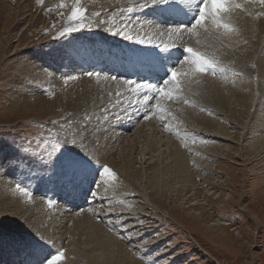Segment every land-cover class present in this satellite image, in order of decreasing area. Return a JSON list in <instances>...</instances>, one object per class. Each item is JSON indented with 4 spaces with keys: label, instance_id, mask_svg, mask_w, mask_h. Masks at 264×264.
I'll use <instances>...</instances> for the list:
<instances>
[{
    "label": "rangeland",
    "instance_id": "374dc122",
    "mask_svg": "<svg viewBox=\"0 0 264 264\" xmlns=\"http://www.w3.org/2000/svg\"><path fill=\"white\" fill-rule=\"evenodd\" d=\"M61 2L62 0H42V3H37V0H0V43L2 42L0 49V215H2V218H0V264H14L13 261L8 260L9 258L3 257L2 251L6 250L5 248H17L15 254L24 259L26 252L23 253L19 245L13 240L17 241L21 236L32 239L34 233H40L55 241L52 248H46V251L41 253L42 256L55 254L59 246H63L62 248L67 253L69 250L71 252L75 250V246H72L71 249L66 247L68 240L65 242L61 238L58 240L52 236L56 234L59 237L58 234L63 233L60 236L67 237L66 233L69 230L76 231V233L78 230V228H75V223L72 222V216H67L65 222L61 225L54 220L58 215L55 209L57 207L59 209V202H63L67 207H72L71 212L73 211L72 214H75V218L81 217V214L88 215L94 219V222L102 223L105 230L116 234L118 240L121 241V246L116 248L115 255L119 256V259L125 264H148L150 260L154 261V264H216V260L225 264H264V140H261L264 131L261 129V132L258 128L245 127L243 129L239 127L233 129L234 123L232 124L229 118L227 119L229 122L226 121L221 115L215 113V110L209 105L211 110L209 112L210 119L219 120L221 124L227 125L231 131H240L241 136L237 134V139L233 136L228 141L216 137L218 134L212 132V135L208 137L209 134H202L204 130H197V124L201 123L192 122V120L190 122L182 117V114H184L183 106H186V109L190 107L202 109L206 106L202 101V105H196L191 97H187L190 101L188 104H185L182 100H166L164 107L166 115H162L159 119L153 115L150 119L153 123L155 122V125L159 126L157 128L160 131L159 133L165 137H167L165 134H168L171 140L180 143L184 152L186 151L185 155L188 158L189 168L199 175V178L198 175H195V182L203 192L199 202L206 209L201 208L198 211L193 209L194 205L190 206L191 203L185 204V201H179L176 196L177 191L168 193L167 197L170 200L163 197L158 199V203L164 208L172 210L170 212L171 217H166L167 214H163L153 205L144 209L149 211L146 213L150 214L148 218L154 222L152 226L157 225V227L148 228V230L157 229L150 234L136 235L135 231L141 230L143 227L131 228L133 221L129 223L130 225H127L126 228L129 229L127 231L126 228L114 230L109 220L111 219L110 215H112L110 212L103 215L104 217L100 215V212L101 217L94 216L96 212L89 208L95 203L108 198L107 195L101 197L99 190L96 196L89 195L91 188L93 187L94 190L96 188L92 183L95 176H90L88 182L85 181L82 185L78 184L72 187L66 186L57 177L51 180L42 178L37 174V166L31 160H26L20 166L12 167L9 164V161H15L17 158L25 159L22 152L18 151L17 146H27L29 142L34 143L35 134L46 136L49 132L56 131L61 124L64 125V131L70 133L71 129L67 124H64V121H77L84 114L94 111L92 103L81 98L80 92L82 90H84V93L86 91L87 95V90L97 89L99 86L97 82L113 85L112 82L104 78L105 73L111 75L109 71L107 72L108 62L103 58L104 56L107 57L106 54L101 56L102 60L97 58V61H99L96 64L97 67H95V64L88 63L84 68L77 69V62L79 57L86 59V54L89 52L98 51L99 53L111 47H115L117 51L120 49L108 30L113 22H119L117 18L119 13L116 15V20H113L115 14H113V10L110 11L111 6L107 5V0H80L81 4L88 9L90 18H92V13L100 12L101 19L109 21L108 25L97 27L95 20L92 19L93 27L91 29L86 28L83 32L74 33L71 37L53 39L61 27L69 23L71 10L74 7V0H63V6L60 7ZM115 10L118 11L119 8H115ZM58 13H63V15H58ZM53 24H55L54 28L52 27ZM26 27L29 32L24 36L21 32ZM20 29L22 30L19 32ZM46 29H48L47 32ZM153 36L154 40L158 38L154 34ZM143 38L147 39L145 36ZM137 47L139 49L135 50L130 58L144 50L146 45H137ZM76 55L79 57L77 58ZM90 66L94 68L87 70L86 68H90ZM91 70H103L101 79L95 81V77L91 79L83 75L84 71ZM68 75L78 76L79 79L68 81L65 84L64 78ZM217 76L223 78L227 75ZM115 87L112 91L116 90ZM120 90L124 91V89ZM125 99H129V97L126 96ZM191 101L195 103H191ZM34 102L37 105H34ZM152 103L154 104L155 101H152ZM258 106H260V102ZM33 110L37 111L33 114ZM253 110L255 114L256 110ZM144 114L147 113L138 116L141 119L139 122L147 121L143 119ZM260 115L262 118H260ZM256 116V126H261L264 122V107L258 109V115L256 113ZM136 120L134 119L135 122L131 127L135 128L138 125ZM52 121H56V127L53 126ZM115 126L116 123H114L113 128ZM189 131L190 135L194 136L193 138L190 137ZM105 132L109 133L110 128ZM120 135L124 136L125 134ZM102 141L100 140V143ZM194 142L195 144H193ZM210 142L217 152H210V149H208L205 153L210 155L205 156L202 153L204 152L203 148L207 147L208 143L211 144ZM224 143L230 144L234 150H226L222 146ZM250 147L254 148L252 154L248 156ZM196 153H199V155ZM197 158H199V163L208 158L209 161H202L200 164H203L204 168L210 169L205 171L195 161ZM219 161H221L220 164H218ZM101 163L106 162L101 159ZM93 167L95 166L93 165ZM113 171L115 172V170ZM210 176L219 182L221 189L218 188V182L213 184L203 180L204 178L209 180ZM115 179L109 181L113 183L115 191L120 193L118 195H121V197L127 195L128 188L124 184L123 178H121L123 183L120 184L115 183ZM17 184L20 185V189L16 188ZM75 188L77 195L82 193L83 190L85 194L82 197H77L73 194ZM21 189H27V194ZM135 192H131L134 197L137 196V192ZM117 198L114 195L109 197L110 200H118L116 206H113V210L122 208L121 200H123L125 202L124 209L128 215L129 213L132 214L129 215L132 219L141 215L133 212L137 205L132 204V202L128 203L125 197L121 199L117 196ZM17 199L24 203V209H15L14 202ZM48 199L54 200L55 204L50 207L47 204ZM40 203L43 206L45 204L44 207L46 208L42 207ZM129 205H132V207H128ZM106 206L111 209L110 204ZM5 207H11V209L6 210ZM144 210L142 209V212ZM65 213L70 214V212ZM194 215L200 218L196 221L198 228H194L191 224ZM4 216L7 219L6 221H18L20 217H23V222L27 227L20 229L17 228V223H6L3 219ZM188 216L193 218H188ZM216 219L221 220L223 223H230L231 226L228 227L226 232L234 234L237 241L235 238L234 240H232L233 238L225 239L232 242L233 246L224 247L222 245L221 242L225 243L226 241L223 240L224 234L218 232L220 224L215 223V227L212 224ZM48 227L52 232L47 230ZM231 228H236V230H231ZM81 230L93 239V229L82 228ZM121 232H124V234ZM146 232L144 231V233ZM154 239H157L159 243L154 244ZM89 244L91 245L92 242H89ZM125 248H128L127 250L135 255L134 260L129 257ZM205 250L210 251L214 257H208L204 253ZM81 263L85 264L82 261ZM26 264H33V261L30 260Z\"/></svg>",
    "mask_w": 264,
    "mask_h": 264
},
{
    "label": "bare ground",
    "instance_id": "6f19581e",
    "mask_svg": "<svg viewBox=\"0 0 264 264\" xmlns=\"http://www.w3.org/2000/svg\"><path fill=\"white\" fill-rule=\"evenodd\" d=\"M241 2H243V0H241ZM107 5L111 6L110 11L113 10L114 11L113 14H115L114 17H116V15L118 13L120 14V12L123 9H125L126 7H131L132 2L131 0H107ZM115 8H119V10L117 11L115 10ZM244 8L247 9V12L243 10H236V13H235L234 26L239 30L238 35L234 34L230 40H225L224 47L221 49V51L223 52L222 59L225 62L226 66L231 69L230 73L227 74V76L223 78L218 77V76L216 77V76H210L208 74H204L199 84L193 82V84L191 85V91L185 90L183 92V95L187 97H191L196 102V105H202L203 104L202 102H204L206 106L203 108L204 110L199 109L198 107L197 109H194L193 107L186 109V106H183L182 109L184 110L183 112L184 114H182L183 115L182 117L188 121L192 120V122L197 121L201 123V124H197V127H198L197 130L199 131L204 130L202 131L203 132L202 134L204 135L209 134L208 135L209 137L212 135L211 134L212 132H215L218 134L216 137L222 138L223 140L226 139L228 141L231 140L230 137H233V136L235 139H237L236 138L237 134L238 136H241V132L238 130L231 131V129H229L227 125L221 124L219 120L210 119L209 112L211 110H210L209 105L215 110V113H217L218 115H221L226 121H228L227 119L229 118L230 121H232L231 123L232 124L234 123L233 129H235V127L237 128L239 127L243 129L245 127V128H250V129L258 128L260 131L261 129L264 131V122L261 124V126H256L257 119L255 118L257 117L256 113L258 115V109L260 107H264V15L257 16V13H264V5H261L259 3H245ZM249 13H251V15H249ZM119 14L117 15L118 19L121 18ZM144 14L150 17L154 15L153 13L147 10ZM124 18H127V17L125 16ZM22 29H20L19 32ZM138 30L139 28L137 26V28L133 30L132 34L134 35L135 32ZM28 32H29V29L26 27L21 32V34L26 36ZM143 32L148 33V36H145L146 38L152 35L151 37H153L154 43H157L158 41H163V42L169 41L171 43L172 40H175V43L177 44L180 41L185 39L186 43L189 46L199 47V45L195 44V39H196L195 37H188L187 35H185L182 38L172 37L170 39L167 35H162L161 33L155 31L154 29H144ZM153 34L156 35L158 38L154 40ZM112 39H114V42L120 46V49L118 51L115 47H111L110 49L102 50L99 53L98 51L94 53L89 52L86 54L87 55L86 59L80 58L78 55H76L77 58L79 57L78 62H77L78 64L77 69L84 68L86 64L88 63L95 64V67H97L96 64L99 63V61H97V58L102 60L101 56L106 54L107 57L104 56L103 58H105L108 62L107 72L109 70L113 71V72L109 71L111 75H116V74L125 75L127 76L126 78H129V79L134 78V76L144 75L145 74L144 70L140 66H137V65H132L130 69L127 71L124 70V67H126V65L131 60L134 59V58H130V55L134 54L135 50L139 49V47H137V45H134L133 41H125L121 37H114ZM245 41H247V43H245ZM1 46H2V42L0 43V49H1ZM253 65H255V67H253ZM91 68H94V67L90 66V68H86V69L89 70ZM233 73H240L242 75H233ZM94 80L98 81L96 78ZM181 80L183 81V78H181ZM97 83L99 85L97 89L92 90V91L87 90L88 92L87 95H86V91L84 93V90L80 92L81 98H83L84 101L86 102L92 103L93 106L97 103L99 104L101 102L102 97L104 99H107L108 97L106 94L108 93V91L109 92L112 91V89H114L113 87L117 86L115 87L116 89L119 87L117 84L113 82H112L113 85H110V83H99V82ZM166 100L167 99L162 100L163 108L166 105ZM259 102H260V106H258ZM33 104L37 105L36 102H34ZM253 109L256 110L255 114L253 112L254 111ZM36 111L37 110H33V114ZM261 111L263 110L261 109ZM260 118H262L261 115H260ZM132 119L131 120L126 119V122L125 120H123L119 123H116V126L114 127L115 129L111 127L109 133H106V132L101 133L100 140H103V141L101 143L102 148H100V151L98 154L100 155L101 159H103L112 170H115L116 172L115 183L120 184V183H123L124 181V184L128 188V189L125 188L127 189L128 194L122 195V197H125L128 203L132 202V204L134 203L135 205H137V207L135 206L136 208L133 209V212L137 213V215L138 214H141V215L136 216L134 219H132V217L129 216L127 214V211L124 209L125 202L123 200H121L122 208H115L113 210L112 209L113 206L115 207L117 204V201L120 200L119 198H117V196H119L121 199L122 197L121 195H118L120 193H117L115 191L113 187V183L108 182L107 184H103L98 189L101 197L104 195H107L108 198L104 201H101V202L99 201V203H95L91 208H89L92 211L96 212V214L94 213V216L101 217L103 215H106L107 212H110L112 215H110L111 217L109 216L111 218L109 220L114 230L115 229H119V230L125 229L131 221L135 223L134 224L132 222L133 224H131V226L136 225L137 220L142 219L145 226L141 228V230L135 231V234L139 235L140 233L150 234L157 230V229L148 230V228L157 227V225L152 226V223L154 222L148 218L150 214L146 213L149 211L144 210L148 208L149 206L153 205L157 208V210H159L163 214H167L166 217H171L170 212H172V210L161 206V204L158 203V199L165 197L167 200H170V198H168L167 195L168 193H172L173 191H177L176 196L179 201H185L184 202L185 204L191 203L190 206L194 205L193 209L195 210H198V209L200 210L201 208L206 209V207L203 206L202 203L199 202V198L202 196L203 192H202L201 187L198 186L195 182V175L197 176L198 173L197 172L194 173V171H192L189 168L188 158H187V155H185L186 151L184 152V149H182L181 144L175 143L173 140H171L168 134H165L167 136L165 137L163 134L159 133L160 131L157 130L159 126L155 125V122L153 123L151 119L147 121H141V122H139L141 119L138 118V116ZM134 119H137L136 121H138V125L135 128L131 127L133 122H135ZM249 119L251 120L250 122L248 121ZM258 125H259V121H258ZM120 134H125V135L121 136ZM187 134H188V131H187ZM189 135H190V131H189ZM191 136L192 135H190V137ZM193 137L194 136H192L191 138ZM185 139L184 141L186 142ZM261 140H264V134ZM193 144H195V142ZM222 146L226 148V150L227 149L234 150V148H232L230 144L227 145L224 143L222 144ZM213 147L214 146L212 143L211 144L208 143L207 147L203 148L204 152L202 153L205 156H209L210 154L205 153V151L208 149H210V152L211 151L217 152L216 148H213ZM253 148L254 147H250V150L248 151V156L252 154ZM199 150H202V149H199ZM197 155H199V153ZM198 159L199 158L195 159V161L198 164H200L202 161H209V159L207 158V159H203L199 163ZM190 160H191V157H190ZM221 161H219L218 164H220ZM200 166L203 167V164H200ZM208 169L210 168H207V167L204 168L205 171H208ZM211 171L213 170L211 169ZM121 178H123L122 182H121ZM198 178H199V175H198ZM203 180L209 183L211 182L213 184H215V182H218V181H215V179L211 178V176L209 180L207 178H204ZM217 185L219 188L220 187L219 182ZM135 191L137 192L136 197L131 195L132 194L131 192H135ZM73 194L76 195L77 197H82V195L85 194V191L83 190L82 193L77 195L76 188H75L73 191ZM110 195H114V197H116L118 200H115V201L110 200L109 199ZM59 204L61 207V208L59 207V209L58 207L56 209L52 207L58 213V215L55 217L54 220L56 222H59V225H61V223L65 222V218L67 216L68 217L72 216L71 218L73 220L72 222L75 223L76 225L75 228H78L77 233L76 231L69 230L66 233L68 235L67 237L60 236V235H63V233L58 234L59 237H57L56 234L52 235L54 238L58 240L60 238L63 239L65 242L68 240L66 247H69V249H71L72 246L76 247L73 252H71V250H69L68 253L67 251L65 252L66 258L61 264H82L81 261L84 262L85 264H125L123 261H121V259H119V256L115 255L117 252L116 248L121 246L120 245L121 241L118 240V237L116 236V234L105 230L102 223L94 222V219L88 215L86 216V215L81 214L82 216L79 215L81 216V217H78L79 219L75 218V214H72L73 211L71 212V210H73L72 207L71 208L67 207V205L64 204L63 202H59ZM61 204H64V205H61ZM107 204L111 205V209L107 208L106 206ZM14 205H15V209L25 208L24 203L20 199H17L14 202ZM41 206L44 207L45 204L44 206L43 204H41ZM5 209L10 210L11 207L10 208L5 207ZM142 209L144 210V212H142ZM65 212H70V214L65 213ZM99 212L101 213L100 214L101 216L99 215ZM193 217L188 216V218H193V220H191V224L194 226V228H198V226H196V223H197L196 221H198V219L200 220V218L199 216L196 217V215H194ZM0 218H2V215H0ZM3 219L6 223H11V224L17 223L18 224L17 228L21 229V228L27 227L25 223L23 222V217H20L18 221H11V220L6 221L7 219L5 216L3 217ZM215 223L220 224L219 231L217 230L219 234H224L225 236L223 240H225L226 242L223 243L222 241L221 242L222 245H224V247L233 246L232 242H230L228 239H225V238H231V239L233 238L232 240H234L235 238L236 240V237L234 234L226 232L228 227L230 228L231 226L230 223L228 222L223 223L221 220L216 219L215 222L214 221L212 222L214 227H215L214 225ZM181 225L183 224L181 223ZM137 227H140V226L137 225ZM30 228L33 229L32 227ZM82 228L93 229V232H92L93 239L88 237L81 230ZM47 230L51 231L49 227L47 228ZM231 230H236V228H231ZM144 231H147V232L144 233ZM121 233L124 234V232H121ZM226 235H229V236L226 237ZM13 241L16 243V240H13ZM89 242H92V244L90 245ZM153 243L158 244L159 241L157 239H154ZM57 245H60V244H57ZM62 247L63 246H59L58 248L57 247L56 248L60 249ZM5 249L6 250L2 251L3 257L9 258L8 260L13 261L14 264H26L28 261L31 260L26 251H22L23 253L26 252L25 253L26 255H24L25 258L23 259V258H19L17 254H15L17 248L11 247V248H5ZM125 249H123V251H125ZM127 252L131 259L134 260V258H136L133 253H130L128 250ZM204 253H206L208 257L209 256L214 257L213 254L208 250H205ZM12 257H14L15 260L12 259ZM73 258L74 260H72ZM168 259H170V257H168ZM216 264H225V263H222V261L216 260Z\"/></svg>",
    "mask_w": 264,
    "mask_h": 264
},
{
    "label": "snow or ice",
    "instance_id": "6c2138e0",
    "mask_svg": "<svg viewBox=\"0 0 264 264\" xmlns=\"http://www.w3.org/2000/svg\"><path fill=\"white\" fill-rule=\"evenodd\" d=\"M131 2V7H126L120 12L119 22H113L108 30L113 37L133 41L134 45H146L144 48L150 52V55L137 59L145 74L129 79L125 75L105 73V80L119 86L115 91L106 94L107 99L102 97L101 102L94 105L93 112L84 114L77 121H64V124L70 127V133L65 132L64 125L61 124L56 131L49 132L46 136L35 134L34 143L29 142L27 146L18 145L17 149L22 152L25 159L17 158L15 161H9L11 166H20L26 160H31L37 166V174L42 178L51 180L57 177L66 186L72 187L82 185L90 176H95L92 183L96 188L94 190L92 187L89 195L96 196L103 184L116 177V173L106 163H101L98 154L102 147L101 133L113 127L114 123L125 119L131 120L142 113H147L143 115L144 120L150 119L153 115L159 119L162 115H166L162 100H182L188 104L190 101L183 92L191 91L193 82L199 84L204 74L226 76L231 69L223 61L221 49L225 40H230L234 34L239 33L234 26L236 10L247 12L244 8L245 3L264 5V0H243V2L241 0H131ZM37 3H42V0H37ZM62 6L63 0L60 7ZM146 10L154 15L151 17L145 15ZM58 15L62 16L63 13ZM260 15L264 13H257V16ZM125 16L127 18H124ZM92 19L95 20L97 27H105L109 23L107 19H101L100 12L92 13L90 18L88 9L80 0H74L69 23L61 27L53 39L71 37L86 28L91 29ZM113 20H116V17H113ZM137 26L139 30L133 35V30ZM52 27L54 28L55 24ZM144 29H154L170 39L182 38L185 35L195 37V44L199 47L188 44L177 45L175 40L171 43L163 41L154 43L151 36L147 39L143 38L148 36L147 32H143ZM45 31L47 32L48 29ZM102 72L103 70L84 71L83 75L99 80ZM233 75L242 74L233 73ZM181 78H183V86ZM76 79L79 77L68 75L64 78V82L67 84L68 81ZM126 96L129 99L126 100ZM152 101L155 103L153 104ZM191 103L195 102L191 101ZM52 124L56 127V121H52ZM16 188L20 189V185L17 184ZM21 190L27 194V189ZM47 204L51 207L55 201L48 199ZM137 225L145 226L142 220H137V224L130 227L135 228ZM16 243L22 251L28 253L33 264H61L66 258L63 248L57 249L55 254L42 256L41 253L45 252L46 248H52L55 241L40 233H34L32 239L21 236ZM148 264H154V261L150 260Z\"/></svg>",
    "mask_w": 264,
    "mask_h": 264
}]
</instances>
